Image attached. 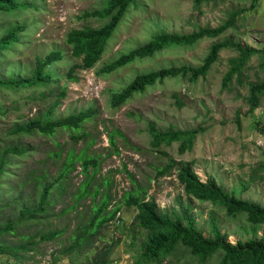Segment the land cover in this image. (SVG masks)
Listing matches in <instances>:
<instances>
[{
	"label": "rangeland",
	"instance_id": "1",
	"mask_svg": "<svg viewBox=\"0 0 264 264\" xmlns=\"http://www.w3.org/2000/svg\"><path fill=\"white\" fill-rule=\"evenodd\" d=\"M22 1L30 5L23 9L0 10V36L9 22L16 26L28 24L23 33L24 41L0 55V74L28 77L36 62L50 50L61 49L67 55L54 64V77L60 82L48 84L47 89H53L51 95L45 91V85H38L37 89L0 88V153L17 148L20 160L16 165L20 167L12 176L5 174L2 178L14 187L11 193L6 190L5 198L10 200L13 195L11 201L16 200V205L34 203L40 192V185H37L40 177L48 174L47 182H52L61 171L65 151L72 146L79 151L88 139H93L87 146V155L98 158L100 169L91 184L99 182L101 176L109 177L110 186L100 189L101 193L110 194L106 211H111L112 205L129 189L128 173H131L139 184L150 185L148 195L155 198L161 209L174 208L180 213L182 207H188L204 235L212 236L215 225L232 243L253 237L245 214L231 217L223 207L186 194L177 172L181 166H191L203 181L213 179L225 190L243 188L239 196L264 205V96L252 112L246 99L248 82L264 81L263 55H251L244 66L245 77L240 82L237 75L233 76L226 88L222 87V82L232 67L230 59L238 55L234 48L223 49L208 74L195 83L188 81L189 75L166 77L147 86L143 93L132 94L117 107L110 105V96L113 89L121 91L137 73L169 66L197 67L214 42L231 39L241 46L263 49L264 0L255 4L253 0H137L111 34L104 54L89 69L79 70L75 81L66 77L68 64L82 62V58H70L66 35L86 21L94 26L102 24L92 12L105 8L107 0H15L13 3L7 0L6 3L12 6ZM238 9L246 10L217 36L204 37L188 47L165 48L153 56L142 57L114 70L111 68L110 64L119 54L146 42L155 31L163 29L182 34L199 27H220L228 23L230 13ZM26 31L29 32L27 37ZM61 87H65L67 93L59 98ZM55 100L58 104L53 109L54 118L91 105L97 109L98 116L82 123L88 133L85 139L73 142L69 132L62 130L48 137L37 130L13 135L16 123L35 119L39 111H48ZM151 123L162 131L172 127L178 130L200 127L201 131L191 150L180 153V143L175 141L171 145L163 143L161 150L156 151L149 132ZM113 130H119L122 135H116L115 143L111 144L109 133ZM54 142L64 147L62 157L55 161L49 156L58 148ZM19 144L25 147L22 152L18 150ZM5 154L9 157L8 152ZM171 160L174 166L168 167ZM162 167L167 168L168 174H158L157 170ZM83 177L78 161L60 179L61 187L53 185L50 188L49 199L56 201V214L49 218L51 222L43 217L38 221H25L18 225L21 232L17 233L35 234L40 229L59 228L64 229L62 234L40 241L35 249L20 253L18 259L9 256L4 264L220 263V255L202 262L181 245L161 262L142 260L140 245L146 238V230L134 225L137 210L128 206L116 212L90 245H82L69 254L60 253L72 242L77 225L94 213L91 194L76 199ZM101 196L98 194L95 200L99 202ZM2 210L5 213L0 212V223L3 215L11 216V207L3 206ZM257 232L261 236L263 229ZM7 239L17 242L19 236L9 234ZM96 259L100 262L95 263Z\"/></svg>",
	"mask_w": 264,
	"mask_h": 264
},
{
	"label": "trees",
	"instance_id": "2",
	"mask_svg": "<svg viewBox=\"0 0 264 264\" xmlns=\"http://www.w3.org/2000/svg\"><path fill=\"white\" fill-rule=\"evenodd\" d=\"M0 0V10H14L18 7L23 9L25 5L29 6L27 2H20L17 5H10V2L15 0ZM203 0H196L201 2ZM258 0H253L255 4ZM137 0H107L105 8L99 11H93L92 15H97L102 24L98 26L92 25L86 21L80 28L70 30L66 35V44L69 47V54L71 59H80L82 62H75L69 66L66 71V77L69 81H75L79 70L89 69L93 66L95 61L106 51L111 34L114 32L121 19L130 10L131 6L135 5ZM246 9H238L232 11L229 15V22L223 26L199 27L198 29L189 33H178V31L160 30L151 34L149 40L137 45L121 53L110 64L112 70L139 60L142 57L153 56L157 51H161L170 47H188L204 37L217 36L222 32L226 26H232L239 15ZM6 13V12H5ZM91 15V14H90ZM89 16V15H88ZM107 20L105 21V19ZM28 24L22 23L13 25L9 22L3 29L0 36V55L6 49H13L17 43L24 41V30ZM2 29H0L1 33ZM26 37L29 32L26 31ZM225 48H234L238 55L230 59L232 63L231 69L225 75L222 87H227L228 83L233 80V76L241 82L244 74V66L247 64L251 55L261 54L264 57V48L256 49L251 46H241L240 43L231 39L214 42L208 53L202 60V63L197 67L189 65L162 67L156 70L147 71L144 73H137L133 79L126 84L121 90L113 89L110 96V105L117 107L125 102L134 93H143L147 86L154 84L156 81H161L166 77L188 76V81L195 83L200 77H205L212 67V64L218 61L221 51ZM15 49V48H14ZM66 52L61 49L50 50L45 57L36 62L34 68L31 69L28 77L11 76L7 77L0 74V88L20 89L24 87H34L38 85H45L46 92L51 95L53 89H47L48 84L53 82H60V79L55 80L54 64L60 62L65 58ZM264 65V61H263ZM249 94L247 101L251 107L252 112L259 106L260 99L264 96V81L248 82ZM37 89V88H36ZM42 93V91H40ZM67 93L66 88L58 89L59 98ZM43 95H49L44 94ZM58 100V99H57ZM57 100L52 101L46 112L39 111L36 118L30 120L24 119L16 123V128L13 135L23 133H33L36 130L44 136H52L57 130L69 132L70 138L73 142L80 139H85L88 135L82 123L89 122L96 115L97 109L91 106L80 108L75 113H68L63 117L54 118V107L58 104ZM59 101V100H58ZM49 106V107H50ZM201 131L200 127L192 129H175L159 130L156 125L151 123L149 125V132L152 137V146L156 151L161 150L162 144L171 145L177 141L180 143L179 152L184 153L192 149L195 138ZM19 135V136H20ZM116 135H122L119 130H113L109 133L111 144L115 143ZM94 140L88 139L85 147L77 151L73 146L65 151L61 165L60 173L52 182H47L48 174L42 175L39 186V194L32 204L16 205V200L5 198L6 190L10 193L14 189L12 185H8L2 178L5 174H10L18 169L16 166L19 163L17 148H9L0 153V208L11 207V216L3 215L0 223V264H4L10 257H16L20 253L28 250H33L37 244L42 241H48L54 237L61 235L64 229L51 228L48 230L40 229L35 234H17L20 231L18 225H22L25 221H38L41 217L50 221L49 218L56 214V201L49 199L50 188L53 185L61 187L60 179L74 167V164L80 161L82 171L88 175L90 174L91 181L100 169L99 160L93 154L87 155V146ZM57 144V142H54ZM58 148L49 153V156L55 160H59L63 153L64 147L57 144ZM20 147L19 152H22L25 147ZM9 153V157L5 154ZM174 161L169 162L168 167H173ZM160 176L168 174L167 168L162 167L157 170ZM131 185L126 190L119 201L112 205L111 211H106V206L110 201V194L108 192L101 193V186H110V179L108 176H101L102 179L94 187V191L89 188V183L86 181L80 185L81 192L76 195V199L91 194L93 197V211L90 218L84 219V223L78 224L72 233V242L66 246V251H60L63 254H69L74 250L79 249L82 245H90L94 238L98 235V231L111 219H113L122 207H135L137 210L134 216V225L136 227L146 230V238L142 240L140 245V256L142 260L150 263L161 262L165 257L169 256L175 251L179 245L186 247L191 255L200 261H206L215 255H220L219 264H264V205L259 202H253L248 199H243L235 195L234 191H227L221 187L217 181L210 179L204 182L200 179L198 174L191 168V166H181L177 177L179 183L184 186L186 194H190L201 201H209L214 205H219L226 210V213L231 217H236L241 214L246 215V219L250 224L253 237L248 239H239L236 243L229 241L227 235L213 225L212 236H206L203 230L198 225L195 215L190 212L188 207H182L179 213L173 209H161L155 198L148 195L150 185L139 184L131 173H128ZM8 186V187H7ZM7 187V188H6ZM98 194H102L101 200L97 202L95 198ZM3 195V197H2ZM75 206V205H74ZM1 213H5L0 211ZM60 212V211H59ZM58 213V212H57ZM46 215V216H45ZM121 219L118 220V223ZM51 222V221H50ZM263 229V234L258 236L257 230ZM9 234L18 235L19 241H11L7 239ZM256 237V238H255ZM136 237L132 238V244ZM7 257V258H6ZM100 259H96L95 263H99Z\"/></svg>",
	"mask_w": 264,
	"mask_h": 264
},
{
	"label": "clouds",
	"instance_id": "3",
	"mask_svg": "<svg viewBox=\"0 0 264 264\" xmlns=\"http://www.w3.org/2000/svg\"><path fill=\"white\" fill-rule=\"evenodd\" d=\"M82 174L84 175V177H83V182L84 181H86V183H89V188L91 189V190H93L94 191V187L96 186V184L94 183V184H91V178H90V174H88V175H86L83 171H82ZM201 179V178H200ZM202 180V179H201ZM178 181H179V179H178ZM203 181V180H202ZM208 181V180H207ZM207 181H204V182H207ZM245 188V187H244ZM227 191H234L235 192V195L236 196H238V197H240V198H243V197H241V196H239L238 195V193H240L242 190H243V188H241V189H238V188H233V189H231V190H228V189H226ZM243 199H247V198H243ZM248 200H251L252 201V199H248ZM254 202V201H253ZM9 257V256H8ZM7 258V257H6ZM12 258H14V257H12Z\"/></svg>",
	"mask_w": 264,
	"mask_h": 264
}]
</instances>
